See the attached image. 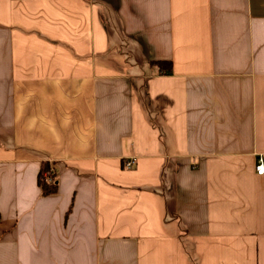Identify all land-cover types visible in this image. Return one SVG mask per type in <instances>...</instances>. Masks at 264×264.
Masks as SVG:
<instances>
[{"label":"crops","instance_id":"1","mask_svg":"<svg viewBox=\"0 0 264 264\" xmlns=\"http://www.w3.org/2000/svg\"><path fill=\"white\" fill-rule=\"evenodd\" d=\"M259 155L264 0H0V264H264Z\"/></svg>","mask_w":264,"mask_h":264},{"label":"built area","instance_id":"2","mask_svg":"<svg viewBox=\"0 0 264 264\" xmlns=\"http://www.w3.org/2000/svg\"><path fill=\"white\" fill-rule=\"evenodd\" d=\"M135 164V158L134 157H130L128 159H125L123 161V166L126 169H130L131 167H133ZM255 168V173L256 175H263L264 174V159L261 155L258 156L256 163L254 165ZM53 169L51 167H48L47 169H45L44 171L41 172V176H40V180L43 183H47V184H54L55 180H54V174H53Z\"/></svg>","mask_w":264,"mask_h":264},{"label":"trees","instance_id":"3","mask_svg":"<svg viewBox=\"0 0 264 264\" xmlns=\"http://www.w3.org/2000/svg\"><path fill=\"white\" fill-rule=\"evenodd\" d=\"M157 63L160 64L166 71L170 72L171 61H168V62L167 61H160ZM47 168H48V166L46 165L45 168L43 169V171ZM40 176H41V173H40ZM38 185L41 188L42 195H47V194L53 193L55 191L54 184H47L46 182L43 183L40 180V177L38 180Z\"/></svg>","mask_w":264,"mask_h":264}]
</instances>
